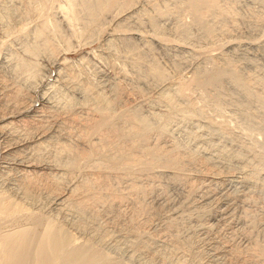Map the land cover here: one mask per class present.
<instances>
[{
    "label": "bare ground",
    "instance_id": "6f19581e",
    "mask_svg": "<svg viewBox=\"0 0 264 264\" xmlns=\"http://www.w3.org/2000/svg\"><path fill=\"white\" fill-rule=\"evenodd\" d=\"M33 1L0 4L19 45L0 62V264H264V125L250 111L264 103V70L231 56L238 48L264 56V13L249 16L262 34L241 37L248 20L232 0L105 2L144 8L153 32L132 31L140 41L163 43L162 22L174 18V33L213 62L212 73L195 68L144 95L123 83V70L109 84L85 81L59 52L55 38L63 43L76 9L96 32L91 0H66L53 13L56 0H39L40 15ZM53 67L40 93L41 73ZM223 78L243 92L250 139L200 92Z\"/></svg>",
    "mask_w": 264,
    "mask_h": 264
},
{
    "label": "rangeland",
    "instance_id": "374dc122",
    "mask_svg": "<svg viewBox=\"0 0 264 264\" xmlns=\"http://www.w3.org/2000/svg\"><path fill=\"white\" fill-rule=\"evenodd\" d=\"M0 1H1L0 4L2 5L9 4V0H0ZM94 1L96 2L97 6ZM33 2L31 6L34 12L37 13L38 15H40V13H44L43 8H42L43 5L41 4L42 2L40 3L41 5L39 4V0H36ZM91 2L95 5L97 16H98L97 22H96L97 24H95L94 26L96 27L94 28L96 32L94 31L95 33L93 35H89L87 33V31L85 30L86 28H85L84 19H82L83 17L81 18L82 14H80L81 12L79 9H76V12H77L76 22L74 21L72 23L73 24L72 27L68 28V30L66 27H63V29H61L63 31L65 29V31H67L66 33L65 31L62 32L63 35L64 33L65 35L67 33L69 34L70 37H67L68 36L67 34V36H64V38L65 39L66 37L67 39L70 38L69 43H70L71 48H68L67 50V47L66 49L64 47L66 46L65 41H67V39L66 40L64 39L63 43H61L60 42L61 39L55 38L57 39L56 41V44H58L57 47L58 49H60L59 52L61 51V54L66 59V61L68 63H71V66H73L75 70L79 71L81 78L83 77L85 81H88L89 83L93 85H96V84L100 85L101 83L109 84L111 82L110 80L113 79L112 76H114L113 74L116 72V70H123V73L125 72L124 73L125 79L123 80V83H126L127 85L129 83L128 86L125 84L127 87L137 84V86H139L140 89L143 90V94L147 95L149 94V92L151 94V92L158 91L159 88L160 89L163 88V86L167 85L169 82H172L180 78L182 79V77H186V78L187 76L189 77V74L192 73L197 68L204 71L205 73L206 72L212 73L211 71L214 70V65H213L212 60L208 56L206 58V55L200 54L196 50L195 46L191 47V45H194L192 41L189 42V40H187L183 36L179 37V33L177 32L174 33L173 29L175 26L174 24L176 23V20L174 18L167 19L169 22L167 20L163 21L164 23L162 22L163 26H165L166 32L168 31V29H169L168 32H170L171 30L170 33L165 32L166 34H164L166 38L164 40L165 41V46H164L163 44L164 41L163 43L156 42L153 40H149V41L141 40L140 41L139 38H137L131 33L132 31L135 32V29L143 30V32L147 34H152L153 32V30L151 29L152 27L148 25V22L146 20V14L143 11L144 8H142L139 4L134 2L133 4H129V5L126 4L125 6V5H122V3H120V4L115 5V7L106 9L107 10L106 11L105 9L102 8V5L105 2H106L105 5H107L109 0H105V1L104 0H98V1L91 0ZM227 2L229 3L233 2L232 3L234 5L233 8H237L238 11L236 9L235 10L239 12V16L240 17L245 16L244 18H247L248 20L247 22L239 21V24L242 25L240 27V25L238 24L239 32L238 31L237 32L238 34L240 33L239 36L259 37V35L262 34L261 33L262 30L255 29V26L253 25L254 23L253 22L251 23L249 21L250 19L249 16L254 15L255 12L264 13V7L261 6L259 3H257L255 0L254 1L253 0H246V1L245 0L244 1L243 0H232L231 2L229 0ZM53 4L54 5H52V7L49 9V12L51 13L56 12L57 11L56 8H58V6L60 9L63 8L60 6H64V8H66L67 6L66 0H56V2H54ZM232 4H230V6ZM99 7H101V9ZM41 8L42 10L41 12H39L40 11L39 9ZM1 9L0 11H3ZM98 10L100 11L98 12ZM252 12L254 13L251 14ZM78 16L81 19L78 18ZM1 18L2 16L0 15V25H1L0 26V53H1L0 62H1V59L5 57L4 55L8 53V51H12V50L17 51L18 49H15V48L19 47L16 41L18 39L17 36L13 34L14 35L13 37L12 34L9 35L8 33L5 32V29H4L5 22H3L4 20ZM187 19H185V21H187ZM33 24L36 25L35 23L29 22L28 26L30 28H33ZM257 30H259V33L257 32ZM7 40L9 41L6 42ZM5 48H6V51H5ZM235 51H236V54H235ZM235 51L231 53V56L234 59L241 60V61H249L251 59L255 63L257 62L256 64L258 65V68H257L258 70L260 71L264 70V56L261 54V51L258 52L257 50L256 52L258 53L254 52L253 54H249L247 50L241 49V48L235 49ZM111 62H112V65H111ZM1 67H0V70H2ZM54 68L55 67L52 68L53 70L51 74L49 71L48 72L46 71L48 67L46 68V70L44 71L42 70L43 73H41V78L44 76H47V77H44L46 78V79L43 78L44 80L40 79L42 80L41 81L42 83L40 82V87H38L40 93H42L45 90V88L46 89L49 88V86H46V85L49 84V82L51 83L52 80L54 79V75H55ZM245 69L247 70L248 68L245 67L244 70ZM112 71H114L113 74H112ZM47 74H50L51 77L49 78L50 75H47ZM85 76L87 79L85 78ZM108 80L109 82H107ZM212 83L211 85L209 84L205 86L206 88L205 87L201 88L200 90L202 91L200 92L201 94L203 93L202 95L206 98V100L208 99L207 101L209 100L210 101L212 100L213 102L215 101L214 102L216 104L215 113L218 115V118L221 117L223 120L226 119L230 123L229 125L230 126L232 125L231 126L232 128H236L240 130V128L243 126L241 130L245 134L244 137L246 139H250L249 137H253L254 134L252 133L253 135H251L250 132L246 130V128L244 127L243 121L241 119L242 113L240 112H242L244 109L243 105L245 101H244L243 92L240 86L231 82V80L228 78H223L221 79V81L218 80V82L214 81ZM38 86H39V82H38ZM43 93H45V91ZM61 94L62 93H58V94L53 93L52 95V96L55 95L54 97L56 100L54 99V97L52 99H54L55 102L57 101L58 104L60 102L63 103L64 101L63 100L64 96L60 97ZM57 97H59L58 100H57ZM60 98H63L62 99L63 101L62 100L60 101ZM131 100H134V96L131 97ZM263 109H264V103L262 102L260 103L253 102L250 108V111L254 117V120L262 126L264 125V110ZM243 129H245L244 130L245 132L243 131ZM173 130L171 133H173L172 135L174 138L176 137L175 140L179 141V143L181 142L184 143L185 136L183 135V131L180 129H173ZM257 137L261 139V135L257 134Z\"/></svg>",
    "mask_w": 264,
    "mask_h": 264
}]
</instances>
